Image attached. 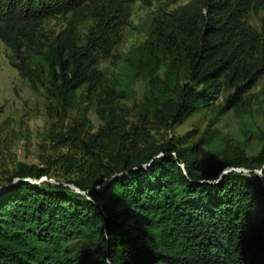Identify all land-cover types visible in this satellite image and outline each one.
<instances>
[{"label": "trees", "instance_id": "1", "mask_svg": "<svg viewBox=\"0 0 264 264\" xmlns=\"http://www.w3.org/2000/svg\"><path fill=\"white\" fill-rule=\"evenodd\" d=\"M131 1L0 0V42L18 76L45 94L50 118L62 122L77 106L54 136L66 153L44 168L18 162L0 183V264H264V155L198 158L183 137H156L209 106L222 85L233 90L226 107L250 103L242 95L264 74V0L156 10L145 40L108 78L97 70L103 36ZM67 12L64 28L40 33L46 16ZM84 14L92 25L78 42ZM137 80L147 90L128 123L119 100ZM89 97L101 121L95 132ZM252 164L257 175L237 172ZM56 165L75 178L50 182Z\"/></svg>", "mask_w": 264, "mask_h": 264}, {"label": "rangeland", "instance_id": "2", "mask_svg": "<svg viewBox=\"0 0 264 264\" xmlns=\"http://www.w3.org/2000/svg\"><path fill=\"white\" fill-rule=\"evenodd\" d=\"M189 1L132 0L119 24L103 36L105 47L98 53L97 70L111 78L115 74L118 59L145 40V23L156 10L169 12ZM2 5L0 3V15ZM90 17L84 14L76 20L75 35L78 42L85 41L88 35L92 25ZM69 18L68 12L46 16L40 33L46 37L56 33L65 27ZM256 20L254 15H248L246 19L250 26L255 27ZM11 58L10 51L0 42V183L18 162L44 168L46 159L65 154L69 146L57 144L54 136L66 133L75 119L77 108L71 109L62 122L50 118L46 112L48 103L45 94L30 89L10 64ZM146 90V82L137 80L129 88L127 98L119 100L128 112V123L133 122L132 108L141 101ZM232 92V89L222 85L209 106L190 114L169 132L159 133L156 137H183L184 147L198 146V158L221 160L234 151L242 152L248 159L264 155V74L242 95H248L250 102L244 108L234 110L226 107V100ZM76 94H83V87ZM83 105L86 107L87 127L90 132H95L101 126L95 111V97L84 100ZM255 166L252 164V171L240 169L237 172L251 178L253 174H258ZM75 175L64 173L56 165L49 169L48 180L66 182L75 178Z\"/></svg>", "mask_w": 264, "mask_h": 264}]
</instances>
